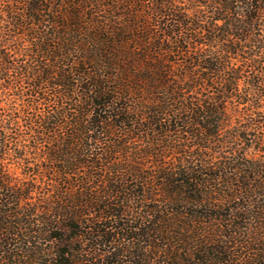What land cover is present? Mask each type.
<instances>
[{"label": "trees", "instance_id": "16d2710c", "mask_svg": "<svg viewBox=\"0 0 264 264\" xmlns=\"http://www.w3.org/2000/svg\"><path fill=\"white\" fill-rule=\"evenodd\" d=\"M0 264H264V0H0Z\"/></svg>", "mask_w": 264, "mask_h": 264}]
</instances>
